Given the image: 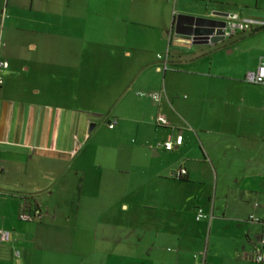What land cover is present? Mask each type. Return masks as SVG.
Here are the masks:
<instances>
[{
    "label": "crops",
    "instance_id": "crops-1",
    "mask_svg": "<svg viewBox=\"0 0 264 264\" xmlns=\"http://www.w3.org/2000/svg\"><path fill=\"white\" fill-rule=\"evenodd\" d=\"M36 1L4 0V3L5 8L10 5L17 8V4L24 2L33 10ZM102 2V10L98 13L103 12L109 20L127 19L134 24L137 20H155L153 26L157 32L149 31L142 35L150 37L151 42H160L170 62L169 70H160L158 55L156 64L160 65L156 72L166 77L167 73L174 71V65H200V68H204L203 76H199L203 77V83L194 82L186 88L187 91L207 105V101L215 98V104L221 105L220 109L237 116L233 118L236 126H186L184 120L189 114V106H196V103L187 101L186 96H178L181 89L174 90L168 83V87L159 86V92H154L161 93L162 99L158 103L152 99L160 106L150 122L136 119L130 122L131 126H123L134 128L142 140L134 142V146L119 143L120 147L117 148L120 155L113 159L103 156L99 160L93 142L97 126L88 131L90 120L83 116L90 113L63 101L77 103L80 98H90L89 77L82 78L85 74L76 79L78 83H89L83 84L82 89L79 86L66 94L60 90L52 91L54 96L59 95V105L41 104L38 100L44 93L31 84L32 78L30 80L31 76L39 75L40 70L37 60L27 53H37L40 47L32 42L27 45L20 41L13 44L11 40L2 44L7 28L4 22L3 36H0V60H7L10 67L4 74V85L0 87V230L9 232L10 241L0 244V264H86L91 261L92 264H101L96 259L111 256L126 259L129 256L126 252L116 251L121 249L119 245L127 241V232L122 227L124 223L113 221L110 213L112 215L116 208L125 213L131 210L125 201L128 183L117 177L119 173L126 176L131 172L128 168L116 167L127 158L132 166L137 160L143 162L144 144L152 152L157 167L154 173L140 170V176L147 174L148 179L156 180L169 174L172 180L183 184L178 190L188 194L189 191L193 192V185L202 183L205 172L214 174V190L193 192L191 198L200 199L202 204L205 198L209 199L213 219L209 224L210 235L218 231L220 223L228 224L238 233L239 239L232 240L240 242V248L230 256H220L221 262L216 263V258L208 253L198 257L195 256L197 253L186 250L183 245L174 255L162 253L158 242L151 249L139 252L138 248L144 241L141 235L137 238L134 251L136 264H198L200 259L203 264H258L254 260L255 255L260 249L264 252L261 244L264 238V87L246 83L245 75L257 70L264 55V0ZM2 4L3 1L0 4V22L4 13ZM88 10L91 12L92 7L89 6ZM180 15L222 21L234 16L240 21H253L256 26L250 33H237L223 42L194 45L192 40L176 34L175 23ZM157 20H163V23ZM143 36L140 40L150 41ZM18 39L19 36L15 38ZM127 41L128 38H124L123 42ZM124 50L125 59L134 58L133 52L126 48ZM139 58L142 65L143 56ZM220 115L216 117L220 118ZM253 115L258 118L250 121V126H244ZM159 116L166 118V126L157 124ZM224 120L220 123H224ZM113 122H117L112 130L115 131L120 122L117 119L109 120L108 125ZM132 123L135 125L132 126ZM150 127L155 131L152 139L146 130ZM179 134L184 136L181 147L168 152L158 146ZM110 159L111 163L108 164ZM105 166L115 172L114 178L107 182ZM181 170L187 171L183 179L176 176ZM93 171L100 173L96 180L91 178ZM171 193H174V189ZM62 200L64 204L60 202ZM171 203H174V197H171ZM70 204L76 216L75 220H65L66 224L71 222L70 239L64 250V258H59V244L62 241L59 237V218L56 217L58 213L54 212L50 219L45 218L44 213ZM112 204L117 206L112 209ZM205 207L194 205L195 218L198 209L207 212ZM36 208L41 211L43 219L34 221L35 224L20 220L24 210ZM253 218L259 221L255 222ZM112 227L115 228L114 232ZM206 229V226L194 227L195 235L202 236ZM112 234H115L113 240L118 245L115 251H111L110 247ZM187 238L188 235L179 236L177 242L183 244Z\"/></svg>",
    "mask_w": 264,
    "mask_h": 264
},
{
    "label": "rangeland",
    "instance_id": "rangeland-1",
    "mask_svg": "<svg viewBox=\"0 0 264 264\" xmlns=\"http://www.w3.org/2000/svg\"><path fill=\"white\" fill-rule=\"evenodd\" d=\"M2 1V11L4 10L0 22L2 36L3 23L7 24L2 44L11 40L13 44H18V41L26 45L32 42L40 47L37 53H27L32 59L37 60L40 70V74L31 76L30 80L32 78L31 84L42 89L44 93L38 100L41 104L59 105V95L54 96L52 91L59 92L60 90L66 94L83 84L90 83V98H80L77 103H72L71 100L63 101L82 110L86 109L83 111L90 113L83 116L87 121L90 120L87 125L88 131L97 126L93 142L94 151L99 160L103 156L105 158L110 156L113 159L116 155H120L117 148L120 147L119 143L134 146V142L138 141L139 143L142 140L138 138L134 128L128 127L127 129L123 126H131L130 122L136 119L150 122L152 115H157L160 105L149 96L154 92H159L157 89L159 86L160 88L168 87V83L174 90L181 89L178 91L181 93L178 96H186L187 101L192 100L196 103V106H189L188 113L191 115L187 114L186 120H184L186 126H236L233 118H237V116L220 109L221 105L215 104V98L207 101V105L205 101L201 103L198 96L187 91L186 88L194 82L203 83V77L199 76H203L204 68H200V65L193 66L191 64L194 63H184L174 65L173 69L172 65L171 69L174 71L167 73L166 77L164 74L156 72L160 65L156 64L157 56H165L167 51L163 49L160 42H151L150 37L142 35L144 32L145 34L149 31L157 32L153 26L155 20H137L136 24L127 19L109 20L105 18L103 12L98 13L102 10L103 0H38L33 4V10L30 9L29 4L24 2L17 4V8L11 5L5 8L4 0ZM2 1L0 0V4ZM89 6L92 7L91 12L88 10ZM78 14L79 16H77ZM157 21L163 23V20ZM17 36L19 39L15 40ZM142 36L149 38L150 41L140 40ZM124 38H128L127 43L123 42ZM121 46H125L127 50L133 52L134 58L125 59V48H119ZM142 56L143 64L141 65L142 61L139 60V57ZM83 75L85 76L82 78L89 77V83L76 82V79ZM135 79L138 82L133 83L132 81ZM218 114H221L220 118L216 117ZM257 118V115H253L244 126H250V121H255ZM116 119L120 122V126L118 125L119 127L112 131L113 129L109 128L108 123L109 120ZM223 119L225 122L220 123ZM134 125L132 123V126ZM146 130L152 139L154 128L150 127ZM144 148L142 149L143 162L137 160L132 166L130 159L127 158L125 162L121 161L116 167L117 169L128 168L131 172L126 176L116 173L117 177H121L128 183L125 201L131 210L125 213L116 208L112 215L110 213L113 221L124 223L122 227L127 232V241L122 237L125 242L119 245L121 249L116 250L118 245L113 240L115 234H112L110 247L111 251L126 252L129 256L126 259L111 256L96 259V261L101 264H136L135 246L138 236L141 235H143L144 241L138 248L139 252H145L147 248L151 249L158 242L159 250L162 253L174 255L180 245H183L186 250L194 254L197 253L195 256L201 257L202 254L204 256L206 252L209 256L216 258V263L218 261L220 263V256H230V253L233 254V251L238 250L240 242L232 239H239V235L232 226L220 223L221 225L217 227L218 231H214L210 235L211 203L209 199L205 198L206 200L202 204L200 199L191 198L194 195L193 192L214 190L216 181L214 174L209 171L205 172L201 178L202 183L193 185V192L189 191L188 194H183L178 190L183 184L172 180L169 174L156 180L148 179L147 174L140 176V170H144L145 173L146 171L154 173L156 172L155 167H157V162L153 161L152 152L147 144H144ZM111 159L109 162L107 161L108 164L111 163ZM149 165L151 166L149 167ZM104 170L105 181L112 180L115 172L106 166ZM98 176L100 173L97 171L91 173L93 180H96ZM112 183L114 184V182ZM173 189L174 193H171ZM122 196L124 195L122 194ZM171 197H174V203H171ZM60 202L64 204L63 200ZM194 205L206 206L207 212H205L209 218L201 223L194 221L196 219L193 215ZM115 206L117 205L112 204V209ZM54 212L58 213L56 217L59 218V237L62 241L59 244V258H64V250L69 243L68 239H70V221L75 220L76 213L71 204L65 207L62 205L60 209H49L47 214L44 213L45 218H52ZM68 219L70 221L66 224L65 220ZM197 226H206L207 229L202 232V236L195 235L194 227ZM112 231H115L114 227H112ZM123 234L122 232V236H124ZM182 235H188V238L183 244H179L177 238ZM168 240L172 241L168 242ZM232 241L236 244L232 245ZM200 260L198 263L203 264ZM86 264H92V261Z\"/></svg>",
    "mask_w": 264,
    "mask_h": 264
},
{
    "label": "built area",
    "instance_id": "built-area-1",
    "mask_svg": "<svg viewBox=\"0 0 264 264\" xmlns=\"http://www.w3.org/2000/svg\"><path fill=\"white\" fill-rule=\"evenodd\" d=\"M227 22V28L225 33V38H232L237 33H250L256 23L253 21H240L236 17L231 16ZM2 34V30L0 29V35ZM158 59L161 60V68L162 71H167L170 69V62L168 56L159 55ZM10 64L7 60H0V87L4 85V74L9 69ZM245 82L250 85L262 86L264 87V55L260 60L259 67L256 71H249L245 75ZM150 97L155 102H160L162 99L161 93H152ZM117 122H113L109 124L110 129H114ZM157 124L159 126H166L167 120L164 116H159L157 118ZM0 138H1V130H0ZM184 144L183 135L179 134L175 139H169L165 143H159L158 146L162 147L164 150L171 152L178 147H181ZM187 174L186 170H181L176 174L177 178L183 179ZM209 216L203 209H198L196 212V221L201 222L203 220H207ZM43 219V215L40 210H34L31 212L23 211L20 215V220L23 222H34L37 220ZM255 222H258V219L253 218ZM10 241V234L4 230H0V244L6 243ZM261 244L264 246V238L261 241ZM19 256V253H18ZM255 262L258 264L264 263V252L260 249L257 251L255 255ZM200 264V263H198Z\"/></svg>",
    "mask_w": 264,
    "mask_h": 264
},
{
    "label": "water",
    "instance_id": "water-1",
    "mask_svg": "<svg viewBox=\"0 0 264 264\" xmlns=\"http://www.w3.org/2000/svg\"><path fill=\"white\" fill-rule=\"evenodd\" d=\"M226 28V21L184 15L178 16L175 23L176 34L192 40L194 45L225 41Z\"/></svg>",
    "mask_w": 264,
    "mask_h": 264
},
{
    "label": "trees",
    "instance_id": "trees-1",
    "mask_svg": "<svg viewBox=\"0 0 264 264\" xmlns=\"http://www.w3.org/2000/svg\"><path fill=\"white\" fill-rule=\"evenodd\" d=\"M24 200H25V199H24ZM32 210L34 211L35 209H31V210H30V209H26L25 211H27V212H31ZM36 210H38V208H36Z\"/></svg>",
    "mask_w": 264,
    "mask_h": 264
}]
</instances>
